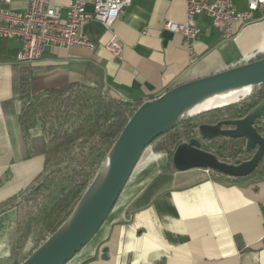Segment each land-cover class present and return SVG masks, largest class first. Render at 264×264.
I'll list each match as a JSON object with an SVG mask.
<instances>
[{
    "label": "crops",
    "instance_id": "obj_1",
    "mask_svg": "<svg viewBox=\"0 0 264 264\" xmlns=\"http://www.w3.org/2000/svg\"><path fill=\"white\" fill-rule=\"evenodd\" d=\"M69 2L51 0L63 18ZM235 6L243 11L246 2L235 0ZM3 7L21 13L28 0ZM185 18V0H132L114 28L124 45L119 59L106 49L111 34L99 22L86 27L96 50L48 49L35 64L17 62L19 40L0 39V181L7 179L0 205L31 187L45 163L43 156L26 158L16 120L25 101L14 94L15 66L28 67L39 91L101 80L111 94L132 102L264 58V13L235 25L227 40L209 17L198 16L193 55L182 35L164 28ZM168 164V154L147 149L106 222L68 264H264V172L226 184L207 170H174L159 193L145 194ZM16 221V208L0 213V264H18L30 251L29 243H18Z\"/></svg>",
    "mask_w": 264,
    "mask_h": 264
},
{
    "label": "trees",
    "instance_id": "obj_2",
    "mask_svg": "<svg viewBox=\"0 0 264 264\" xmlns=\"http://www.w3.org/2000/svg\"><path fill=\"white\" fill-rule=\"evenodd\" d=\"M259 59L262 58L252 61ZM14 71V94L25 101L16 120L26 146V158L43 156L45 160L43 174L31 187L0 205V211L17 209L18 243L30 244L25 260L67 221L130 118L145 101L116 98L101 80H82L39 91L38 78L31 75L28 67L15 66ZM263 100L264 84L256 86L249 97L238 104L201 114L155 140L149 149L157 154H168L169 164L145 194L161 191L174 171L175 150L183 142L199 138V126L243 118ZM10 105L11 102L3 104L5 110ZM37 125L41 133L31 137L30 131ZM256 126L264 136V123L257 122ZM208 143L212 147L207 151L227 163L237 159L247 161L254 154L246 151L244 139L219 137ZM260 172H264V157L253 175ZM214 178L226 184L247 179L218 174H214ZM6 180H1L0 185Z\"/></svg>",
    "mask_w": 264,
    "mask_h": 264
},
{
    "label": "water",
    "instance_id": "obj_3",
    "mask_svg": "<svg viewBox=\"0 0 264 264\" xmlns=\"http://www.w3.org/2000/svg\"><path fill=\"white\" fill-rule=\"evenodd\" d=\"M263 84L264 58L182 84L158 98L145 101L130 118L67 221L20 264H68L99 232L143 154L155 140L201 114L238 104L249 97L256 86ZM241 88H250V92L238 102L192 113L204 99ZM257 122L264 123V100L243 118L199 126L200 137L183 142L175 150L172 156L174 170L203 169L234 179L253 175L264 157V136L257 128ZM219 137L244 139L246 151L254 152L253 156L247 161L238 159L227 163L203 149L202 142H211ZM262 212L264 215V208ZM103 258L107 256L103 255Z\"/></svg>",
    "mask_w": 264,
    "mask_h": 264
},
{
    "label": "built area",
    "instance_id": "obj_4",
    "mask_svg": "<svg viewBox=\"0 0 264 264\" xmlns=\"http://www.w3.org/2000/svg\"><path fill=\"white\" fill-rule=\"evenodd\" d=\"M246 9L239 11L235 0H185L186 18L183 22L166 21L164 28L182 35L193 55L190 40L199 34L196 19L206 15L212 26L221 32L223 39L234 36L237 24L253 21L256 12L264 13V0H244ZM12 0H0V39H17L22 47L17 62L35 64L48 49L82 48L90 51L97 44L90 39L86 27L99 22L111 34L105 45L115 59L122 56L124 45L114 34L116 22L132 0H70L66 17L52 6L51 0H28V8L21 13L5 9Z\"/></svg>",
    "mask_w": 264,
    "mask_h": 264
},
{
    "label": "bare ground",
    "instance_id": "obj_5",
    "mask_svg": "<svg viewBox=\"0 0 264 264\" xmlns=\"http://www.w3.org/2000/svg\"><path fill=\"white\" fill-rule=\"evenodd\" d=\"M250 88L232 89L227 92L208 97L197 104L192 113H199L210 109L220 108L238 102L242 97L247 96Z\"/></svg>",
    "mask_w": 264,
    "mask_h": 264
},
{
    "label": "rangeland",
    "instance_id": "obj_6",
    "mask_svg": "<svg viewBox=\"0 0 264 264\" xmlns=\"http://www.w3.org/2000/svg\"><path fill=\"white\" fill-rule=\"evenodd\" d=\"M112 96L116 97L115 95L111 94ZM118 98V97H116ZM41 133V130H40V126L37 125L35 128H33L31 131H30V136L31 137H36L38 135H40Z\"/></svg>",
    "mask_w": 264,
    "mask_h": 264
},
{
    "label": "flooded vegetation",
    "instance_id": "obj_7",
    "mask_svg": "<svg viewBox=\"0 0 264 264\" xmlns=\"http://www.w3.org/2000/svg\"><path fill=\"white\" fill-rule=\"evenodd\" d=\"M225 128H231V127H225ZM202 147H203V149H205V150H209L210 147H212V144H211V143H208L207 141H204V142H202ZM237 160H238V159H237Z\"/></svg>",
    "mask_w": 264,
    "mask_h": 264
}]
</instances>
